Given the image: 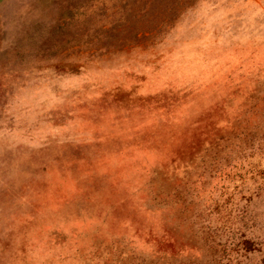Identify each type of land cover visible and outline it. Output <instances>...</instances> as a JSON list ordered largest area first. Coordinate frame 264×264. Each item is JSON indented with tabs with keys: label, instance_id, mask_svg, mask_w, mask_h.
<instances>
[{
	"label": "rangeland",
	"instance_id": "obj_1",
	"mask_svg": "<svg viewBox=\"0 0 264 264\" xmlns=\"http://www.w3.org/2000/svg\"><path fill=\"white\" fill-rule=\"evenodd\" d=\"M0 264H264V0H0Z\"/></svg>",
	"mask_w": 264,
	"mask_h": 264
},
{
	"label": "trees",
	"instance_id": "obj_2",
	"mask_svg": "<svg viewBox=\"0 0 264 264\" xmlns=\"http://www.w3.org/2000/svg\"><path fill=\"white\" fill-rule=\"evenodd\" d=\"M68 26H69L68 24H66L65 26L57 24L50 31V33H52V37L51 38L54 39L56 37L68 34V31L66 30Z\"/></svg>",
	"mask_w": 264,
	"mask_h": 264
}]
</instances>
